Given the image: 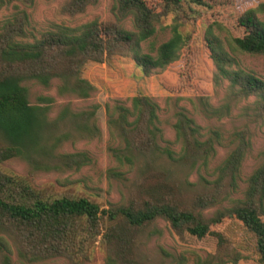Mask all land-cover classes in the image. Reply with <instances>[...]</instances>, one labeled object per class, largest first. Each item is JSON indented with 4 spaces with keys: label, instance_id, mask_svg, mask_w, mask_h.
Here are the masks:
<instances>
[{
    "label": "trees",
    "instance_id": "trees-1",
    "mask_svg": "<svg viewBox=\"0 0 264 264\" xmlns=\"http://www.w3.org/2000/svg\"><path fill=\"white\" fill-rule=\"evenodd\" d=\"M20 1L31 6L35 0ZM96 1L67 0L62 11L79 14ZM160 1L162 7L157 10L145 0H112L114 18L110 21L92 19L76 26L55 25L31 37L27 34L24 10L0 20V162L19 157L35 170H49L57 163L80 167L90 162L85 152H57L56 148L67 137L98 131L95 105L80 112L65 106L55 118H49L51 98L38 96L37 102L31 103L28 84L47 86L57 79L60 93L86 98L95 88L80 76L81 67L86 61L104 62L115 54L131 55L144 75L164 69L178 58L188 41V35L179 30L180 14L186 13L182 12L183 3H206ZM4 2L0 0V9ZM167 12L174 15L168 24L170 36L155 48L151 45L150 51H143L141 43L152 38L156 23ZM262 12L264 2L238 16L241 36H222L226 30L219 22L209 24L204 33L215 69L214 85L226 79L234 99L253 97V110L260 116H264V79L241 68L234 55H264V20L258 16ZM126 18L132 29L122 25ZM195 100L205 111L217 115L229 110L227 102L218 107L210 105L207 95L196 96ZM106 111L122 139L121 147L112 148L114 157L129 164L137 162L141 170L160 179L144 186L143 197L101 208L84 196L44 198L26 179L0 169V264L9 260L7 253L12 245L27 259L64 258L67 264H81L82 259L89 257L88 250L98 237L104 250V264H185L183 254L160 246L154 258L143 252L144 244L137 233L158 217L165 219L169 229L181 237L200 241L214 236L217 247L224 243V238L212 226L224 218L234 219L253 237L257 260L264 263V162L245 179L240 198L229 196L239 189L240 168L250 144L245 129L236 132L235 146L215 166L212 178L201 177L209 192L196 195L191 205H186L175 197L177 182L172 169L191 170L200 158L205 162L215 152L214 138L205 136L194 118L180 107L173 123L174 143L179 148L161 145L155 124L157 104L145 95L132 96L129 106L106 104ZM214 135L218 139L219 133ZM156 163L165 166L158 167ZM216 204L221 206L210 216L203 214ZM237 259L233 255L230 260H203L195 253L194 264L235 263Z\"/></svg>",
    "mask_w": 264,
    "mask_h": 264
},
{
    "label": "rangeland",
    "instance_id": "rangeland-1",
    "mask_svg": "<svg viewBox=\"0 0 264 264\" xmlns=\"http://www.w3.org/2000/svg\"><path fill=\"white\" fill-rule=\"evenodd\" d=\"M0 9V20L19 10L27 14V34L39 36L45 29L55 25L76 26L86 21H110L112 0H97L86 7L84 12L69 15L62 11L67 0H35L31 6L20 0H4ZM148 5L160 10V0H145ZM205 5L183 3L181 25L179 30L188 35V41L180 50L178 58L162 70H154L144 75L136 66L131 55L115 54L104 62L86 61L80 69V76L87 79L94 90L86 98L71 93H60L58 80L53 79L47 86L38 83H29V100L36 103L38 96L51 98L48 110L49 118H55L60 110L68 106L72 112L89 110L95 105V116L98 131L95 134H86L67 137L57 146V152L73 153L85 152L89 163L80 167L66 166L57 163L49 170L32 169L21 158L13 157L0 162V169L5 173L15 174L26 179L31 186L39 191L44 198H54L63 195L84 196L99 204L101 208L111 204H125L130 199L143 197L144 186L154 184L160 177L151 172L143 171L138 163L129 164L118 161L112 148L121 147L122 139L117 135V128L110 121L106 111V104L113 107L117 104L130 105V98L135 95L151 97L157 104L158 121L155 123L159 131L157 140L161 145L172 146L175 133L173 123L176 119L175 111L185 108L194 118L205 136L214 138L215 152L205 162L198 159L191 170L174 167L172 172L177 182L175 197L186 205H191L194 197L209 192L206 183L201 179H211V172L226 157L237 142L236 132L242 129L248 132L249 147L240 168L238 191L230 192L229 196L241 197V190L245 186V179L262 162H264V116L258 115L252 106L253 97L248 99H234L228 90V81L223 79L219 85H214V66L204 40V33L209 24L219 22L226 31L233 36L243 34L238 24V16L247 8L253 7L264 0H204ZM173 13L167 12L156 23V32L148 42L141 43L143 51H150L170 36L168 24L173 20ZM264 20V12L258 14ZM125 28L132 29L130 20L122 21ZM239 66L253 72L264 79V55L237 54L234 55ZM207 95L210 105L218 107L225 102L229 110L221 115L213 111H205L195 100L196 96ZM190 98V99H188ZM114 118H117V110ZM214 132H218L216 139ZM92 135V136H91ZM159 137L161 138H158ZM158 167L165 163H156ZM167 164V163H166ZM147 172V173H146ZM138 184L140 185L138 189ZM227 204V201H222ZM216 204L203 211L210 216L220 207ZM224 238V243L217 247L214 236L203 240L181 237L172 232L167 221L158 217L137 233L143 242V252L149 258L156 257L158 247L167 251L183 254L185 264H194L195 253L203 260L231 259L238 256L235 263L224 264H264L257 260L253 249V237L234 219L224 218L220 223L212 226ZM9 260L6 264H67L64 258L45 260H31L19 255L12 245L11 252L7 253ZM89 257L82 259L81 264H104V250L99 243V237L88 250ZM145 262V261H144ZM146 263V262H145Z\"/></svg>",
    "mask_w": 264,
    "mask_h": 264
}]
</instances>
